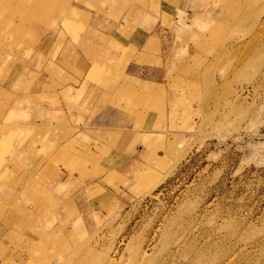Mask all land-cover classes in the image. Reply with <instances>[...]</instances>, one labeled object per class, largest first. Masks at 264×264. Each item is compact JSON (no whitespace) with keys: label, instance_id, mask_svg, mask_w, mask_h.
Returning a JSON list of instances; mask_svg holds the SVG:
<instances>
[{"label":"crops","instance_id":"crops-1","mask_svg":"<svg viewBox=\"0 0 264 264\" xmlns=\"http://www.w3.org/2000/svg\"><path fill=\"white\" fill-rule=\"evenodd\" d=\"M64 1L45 13L59 25L31 24L13 39L0 30V264H27L31 250L33 264H56L39 258L53 250L34 249L43 238L67 242V260L107 206L115 215L131 207L178 136L169 114L155 119L157 84L141 77L137 57L160 33L198 57L217 23L234 31L229 7L214 11L209 0ZM12 238L28 248L10 251Z\"/></svg>","mask_w":264,"mask_h":264},{"label":"rangeland","instance_id":"rangeland-1","mask_svg":"<svg viewBox=\"0 0 264 264\" xmlns=\"http://www.w3.org/2000/svg\"><path fill=\"white\" fill-rule=\"evenodd\" d=\"M82 1L74 0L75 6ZM36 2L0 0V30H9L13 39L18 32L28 36L31 24L61 23L60 16L45 13L61 8L64 0ZM207 2L220 13L229 7L234 31L228 36L227 26L217 23L196 49L199 56L190 57L193 52L169 47L170 33L164 38L160 33L148 52L142 50L144 57H137L141 77L157 84L153 96L160 116L155 119L166 123L169 114L170 128L178 132L170 156L145 179L152 184L131 207L116 215L113 208L104 209L107 215L97 218V228L73 241L67 260L61 256L67 242L40 239L34 249L57 254L42 260L264 264V7L258 10L247 0ZM23 7L32 8L31 15H20ZM247 25L249 33L243 30ZM8 243L15 252L29 245L22 238ZM27 257L33 264L32 250Z\"/></svg>","mask_w":264,"mask_h":264}]
</instances>
